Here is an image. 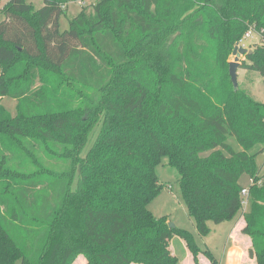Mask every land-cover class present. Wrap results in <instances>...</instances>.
<instances>
[{
	"label": "trees",
	"instance_id": "trees-1",
	"mask_svg": "<svg viewBox=\"0 0 264 264\" xmlns=\"http://www.w3.org/2000/svg\"><path fill=\"white\" fill-rule=\"evenodd\" d=\"M73 1L0 8V264H178L174 235L219 264L148 208L166 155L203 235L237 216L254 178L242 232L264 264V104L227 62L254 27L243 66L264 77V0H98L62 30Z\"/></svg>",
	"mask_w": 264,
	"mask_h": 264
},
{
	"label": "rangeland",
	"instance_id": "rangeland-1",
	"mask_svg": "<svg viewBox=\"0 0 264 264\" xmlns=\"http://www.w3.org/2000/svg\"><path fill=\"white\" fill-rule=\"evenodd\" d=\"M9 0H0V8ZM35 6V8H40L44 5V0H29ZM98 0H78L73 1L68 4L67 12H65L61 17V29L65 30L69 27L70 18L75 17L77 14L85 8L88 12L94 11V4ZM4 18L3 14L0 13V21ZM256 34L253 38H250L246 41V48L251 49L255 46L256 43L260 42V38ZM238 43V42H237ZM237 45V44H236ZM246 59V55H240L239 57V66L237 69L238 81L241 86L246 89H249L252 92L253 97L258 100L259 103L264 104V77L256 70H251L243 66V62ZM231 61H234L233 52L228 55L227 62L228 65ZM229 66L227 67V72ZM38 81V80H37ZM37 82L36 84H38ZM2 104L5 108L12 113V115L17 114V100L5 96L2 99ZM101 124H99L93 133H91L90 138L85 146V153L89 151L95 142L98 133L100 131ZM231 142L236 146V149L240 150L241 147L239 144L232 139ZM257 161L260 167V175L264 173V168L262 163L264 161V152L260 153L257 157ZM156 173L159 177L160 183L163 184L162 192L155 197L148 208L156 217L168 216V222H173L177 227L188 230L193 233L197 243L204 250H210L220 262H225L227 251L229 248L235 246V242L239 243L242 248H245V245L248 243L251 244L250 237L242 232V229L245 225L244 213L250 211L249 198L247 199L248 204L243 203V208L233 220L223 221L217 223L210 220L208 225L211 229V232L208 235L200 234L196 220L190 216L188 212L187 204L182 196L181 187H180V173L178 169L172 165L170 156H163L160 160V163L156 167ZM254 183V178L249 175H244L242 178L243 188L250 189ZM245 199V198H244ZM235 224L238 225L237 231H235ZM234 234V236H233ZM234 237L237 238L235 241ZM249 244V245H250ZM169 249L171 250L174 256L179 258L178 264H196L194 260V255L184 238L179 235H174L169 243ZM249 249V248H248ZM247 249V251H248ZM249 257L246 258L245 263L243 264H256L255 258L251 257L248 251ZM16 264H23L21 260L17 261ZM71 264H88L87 258L85 255L80 254L77 256ZM129 264H144L131 262ZM198 264H212L211 259L205 254H199V263Z\"/></svg>",
	"mask_w": 264,
	"mask_h": 264
},
{
	"label": "crops",
	"instance_id": "crops-1",
	"mask_svg": "<svg viewBox=\"0 0 264 264\" xmlns=\"http://www.w3.org/2000/svg\"><path fill=\"white\" fill-rule=\"evenodd\" d=\"M234 227L236 228L235 231H237L238 225L235 224ZM233 236H234V234H233ZM234 238H235L234 240L236 241L237 238L236 237H234ZM238 244L239 243L235 242V246L228 249L227 255L225 258V262L224 261L220 262L217 259L219 261V264H243V263H245L246 258L249 257L247 249L249 248L250 243H248V245L246 244L245 248H242Z\"/></svg>",
	"mask_w": 264,
	"mask_h": 264
},
{
	"label": "water",
	"instance_id": "water-1",
	"mask_svg": "<svg viewBox=\"0 0 264 264\" xmlns=\"http://www.w3.org/2000/svg\"><path fill=\"white\" fill-rule=\"evenodd\" d=\"M252 49H248L246 47L243 46H239L236 45L235 49L233 50V58L234 61L230 62V74H231V78L232 81L234 83L235 88H238L239 86V81H238V73H237V69L239 66V57L240 55H246L247 53H251ZM170 227H176V225L173 222H169Z\"/></svg>",
	"mask_w": 264,
	"mask_h": 264
},
{
	"label": "built area",
	"instance_id": "built-area-1",
	"mask_svg": "<svg viewBox=\"0 0 264 264\" xmlns=\"http://www.w3.org/2000/svg\"><path fill=\"white\" fill-rule=\"evenodd\" d=\"M257 33V31H255L254 27H251L247 30V32L245 33L244 37L237 43V45L239 46H246V41L250 38H252L255 34ZM242 196H243V203L246 205L248 204V196H249V189L248 188H243L242 189ZM245 198V199H244Z\"/></svg>",
	"mask_w": 264,
	"mask_h": 264
}]
</instances>
